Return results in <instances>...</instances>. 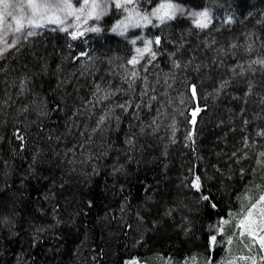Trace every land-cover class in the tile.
<instances>
[{"label": "trees", "instance_id": "trees-1", "mask_svg": "<svg viewBox=\"0 0 264 264\" xmlns=\"http://www.w3.org/2000/svg\"><path fill=\"white\" fill-rule=\"evenodd\" d=\"M158 1L134 6L148 14ZM170 1L220 20L149 28L160 43L136 66L126 45L100 44L117 41L110 33L69 43L39 32L0 58V264H223L244 253L226 248L264 192V0Z\"/></svg>", "mask_w": 264, "mask_h": 264}, {"label": "rangeland", "instance_id": "rangeland-1", "mask_svg": "<svg viewBox=\"0 0 264 264\" xmlns=\"http://www.w3.org/2000/svg\"><path fill=\"white\" fill-rule=\"evenodd\" d=\"M134 1L131 0V3H127L122 8H116L114 4V0H95V3L101 5L100 9L97 11H101L103 9V14L96 18L95 15H88V9L85 8L84 13H75L74 15H65L64 12L58 9L49 10L44 18H37V24L29 25L27 23V19L30 17L32 9L28 7L29 0H9V3L12 5H16L14 8H10L9 11H12L14 16L17 18H22L24 27L20 32L15 31L16 20L12 17H5L2 24H0V58H2L6 52L10 49L14 48L18 44H22L23 42L29 43L27 41L30 40V37L36 35L38 32L41 33L45 31H59L61 34H64L67 42L74 41L75 39H83L88 34H100V33H110L117 37V41H112L109 43H105L102 37H98V41L103 45L107 50H111L116 47H120L121 45H126L130 51V61L135 58L136 63H130L133 66L140 64V62L145 58L152 54V49L156 45V43L151 44L149 51H144L148 41H155L157 37H152L147 33V30L152 27L160 26L161 23L150 15V13L161 3L169 2V0H160L157 4L152 8V10L148 13H141L135 6ZM34 3H40L41 0H32ZM57 2V0H54ZM59 3L65 2V0H58ZM67 2L71 3L73 8L80 9L84 5V0H67ZM120 3H124V0H119ZM174 4L181 6L185 11L184 14H178L176 17L179 19H186L189 24H191L192 28L196 29H205L199 28L196 26L194 22V18L190 15L191 12H200L207 11L209 14L210 23L208 27L212 24L217 23L220 19L217 17L216 13L208 9H194L189 6L181 5L174 1H170ZM88 3H93V0H88ZM113 16V21L111 25L107 27L106 32H103V20L108 19L111 15ZM56 16H59L63 21L60 24L51 22ZM148 16L151 19L152 23L145 24L140 17ZM79 17V18H77ZM222 19V17L219 15ZM228 18V15L225 16ZM258 21V20H257ZM122 23V28L116 32H113L112 29L117 25ZM165 24V23H164ZM99 28V32L92 31L91 29ZM207 28V27H206ZM173 27L169 28L167 33V42L173 44V40L171 39ZM31 32V35L28 33ZM174 32V31H173ZM75 34V38L74 37ZM257 32L252 31V33L247 34V39L252 40L250 45L248 46V51L250 50L251 45L255 46L258 44L259 39L256 38ZM252 38V39H251ZM17 41L16 45L13 42ZM85 41V39H84ZM74 47V46H73ZM235 47V46H233ZM252 48V47H251ZM86 47L84 48V50ZM137 49L141 51L138 52ZM86 51V50H85ZM81 52L82 54L85 53ZM227 51L222 50L221 53H226ZM228 53V52H227ZM221 55V54H220ZM241 59V58H239ZM237 62L239 60H236ZM250 63L246 62L240 67L237 65L235 69H238L242 75H245L247 71L251 72ZM221 65V64H220ZM264 66V65H261ZM259 69V68H258ZM1 79V77H0ZM247 100V99H246ZM231 112V111H230ZM228 112L226 115L222 114L223 117L231 115ZM194 120V119H193ZM264 196V192L260 194L256 201L251 203L246 210L242 212L240 216H237L236 223L234 224L233 230L236 233L237 237L232 239L230 242V247L226 248V250L230 253L235 251V244L242 243L245 245L244 253H236L233 257H227L224 259L223 264H254L256 262L264 261V248L261 247V237H264V201L260 198ZM255 205V207H253ZM234 246V247H233ZM138 264H145L140 262Z\"/></svg>", "mask_w": 264, "mask_h": 264}, {"label": "snow or ice", "instance_id": "snow-or-ice-1", "mask_svg": "<svg viewBox=\"0 0 264 264\" xmlns=\"http://www.w3.org/2000/svg\"><path fill=\"white\" fill-rule=\"evenodd\" d=\"M127 3H131V0H124L123 4L120 3L119 0H114V4H115L116 8H122ZM14 7H16V5L10 4L9 0H0V24L3 23L4 18L6 16L12 17L13 19L16 20L15 31L20 32L24 27V23H23L22 18H17L16 16H14L12 11H9L10 8H14ZM28 7L32 9V12L30 14V17L27 19V23L29 25H35V26H39L37 24V18H44L45 14L51 9H58V10L64 12L65 15H74L77 12L83 14L85 8H87L88 9L87 14L90 16L95 15L97 19H99V17L103 14V9H101V11H97V9L101 8V5L98 3H95V0H93V3H91V4L88 3V0H84V5L80 9L73 8L72 4L67 2V0H65V2H63V3H59L58 0H57V2H54V0H41L40 3H34V2H32V0H29ZM184 11L185 10L181 6L174 4V3L170 2V0H169V2L161 3L159 5V7L155 8L150 13V15L152 17H155L161 24H164V23H167V21H169V20L175 19L178 14H184ZM190 15L194 18V22H195L197 27H199V28L208 27V24L210 23V19H209V14L206 10L200 11V12H191ZM77 18H79V17H77ZM140 20H142L145 24L152 23L151 19H149L148 16H142V17H140ZM51 22L60 24L63 21L60 19L59 16H56L54 19H52ZM122 26H123L122 23L117 24L112 29V31L116 32V31L120 30L122 28ZM91 30L95 31V32L100 31L99 28H94ZM31 34H32L31 32L28 33V35H31ZM73 38H75V34H74ZM153 43L159 44L160 43L159 37H157L155 41H148L144 51H149L150 46ZM137 51L140 52L141 50L137 49ZM257 62L258 63H264V61H257ZM130 63H133V64L136 63L135 58L133 60H131ZM262 155H264V154H262ZM204 199H208V198L204 197ZM260 199L262 201H264V196H262ZM253 207H255V205H253ZM211 240L214 243L215 237L213 236L211 238ZM261 247L264 248V237H261Z\"/></svg>", "mask_w": 264, "mask_h": 264}]
</instances>
